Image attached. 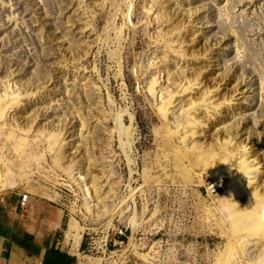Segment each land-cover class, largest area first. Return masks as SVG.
Segmentation results:
<instances>
[{
	"label": "rangeland",
	"instance_id": "rangeland-1",
	"mask_svg": "<svg viewBox=\"0 0 264 264\" xmlns=\"http://www.w3.org/2000/svg\"><path fill=\"white\" fill-rule=\"evenodd\" d=\"M21 194L64 208L78 264H264V0H0ZM226 196L262 233H222Z\"/></svg>",
	"mask_w": 264,
	"mask_h": 264
},
{
	"label": "crops",
	"instance_id": "crops-1",
	"mask_svg": "<svg viewBox=\"0 0 264 264\" xmlns=\"http://www.w3.org/2000/svg\"><path fill=\"white\" fill-rule=\"evenodd\" d=\"M65 222L64 208L54 203L31 200L23 206L19 196L1 202L0 264H78L62 242Z\"/></svg>",
	"mask_w": 264,
	"mask_h": 264
},
{
	"label": "bare ground",
	"instance_id": "bare-ground-1",
	"mask_svg": "<svg viewBox=\"0 0 264 264\" xmlns=\"http://www.w3.org/2000/svg\"><path fill=\"white\" fill-rule=\"evenodd\" d=\"M197 102H198V100L195 101L194 103H197ZM123 146H124V148L125 147H128L127 149H129V151L132 152L133 147H134V138H133V136H131V135L128 136L127 139H126V142L123 143ZM202 152H204V151L200 149L199 150V153L201 154ZM128 159H129V161L131 162L132 165L135 164L134 161L132 160V155L129 156ZM214 170H216V168H214ZM248 172L249 171L247 170V167L245 166L244 163H242L241 168L240 167L238 168V173L240 174L239 177L242 178L241 179V182H242V185L243 186H245L248 183V180H249V178H248L249 177V173ZM224 177H226V176H224ZM227 177L232 178V175L227 176ZM232 180H233V178H232ZM219 181H220V183H222L223 182V179L219 178ZM81 185H82L83 189L87 192V194H90L88 192V189L89 188L86 187L87 185H85L84 183H82ZM219 188H220V186H214L212 189L215 192ZM224 198H225V202L224 203H226L230 207V213H229L228 218L225 219V221L222 220V224H221L222 225L221 226V230H222V233L225 236H227L230 239V233H231V231H233V234H234L236 232V230L238 229V227H241V226H243L244 229L246 230V232L249 235H251V236H256V235H259V233H262L263 230H261L260 222L259 221L250 222L251 227L248 228L246 225H244L241 222V216L238 214L237 208L235 207V205L232 204L229 196H226ZM228 251H229V249H227V252Z\"/></svg>",
	"mask_w": 264,
	"mask_h": 264
},
{
	"label": "built area",
	"instance_id": "built-area-1",
	"mask_svg": "<svg viewBox=\"0 0 264 264\" xmlns=\"http://www.w3.org/2000/svg\"><path fill=\"white\" fill-rule=\"evenodd\" d=\"M21 204L24 206L29 201V195L27 194H21L20 196Z\"/></svg>",
	"mask_w": 264,
	"mask_h": 264
}]
</instances>
